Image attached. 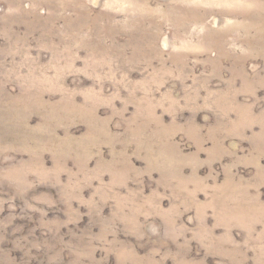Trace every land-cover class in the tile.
<instances>
[{"label":"rangeland","instance_id":"374dc122","mask_svg":"<svg viewBox=\"0 0 264 264\" xmlns=\"http://www.w3.org/2000/svg\"><path fill=\"white\" fill-rule=\"evenodd\" d=\"M0 264H264V0H0Z\"/></svg>","mask_w":264,"mask_h":264}]
</instances>
